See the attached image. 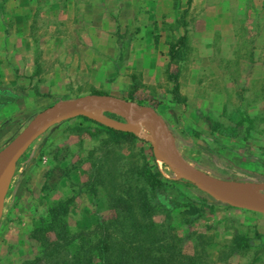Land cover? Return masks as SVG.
Listing matches in <instances>:
<instances>
[{
  "label": "rangeland",
  "instance_id": "obj_1",
  "mask_svg": "<svg viewBox=\"0 0 264 264\" xmlns=\"http://www.w3.org/2000/svg\"><path fill=\"white\" fill-rule=\"evenodd\" d=\"M68 5L32 0L26 19L4 21L7 42H25L31 67L0 68V149L55 102L107 94L153 109L194 167L264 197V0L107 1L98 13ZM170 46L178 53L172 59ZM172 75L183 104L173 101ZM100 115L124 122L113 112ZM129 133L134 138L109 142L93 120L75 116L29 144L3 199L0 264H45L36 259L40 241L31 234L32 220L53 202L68 200L71 231L110 224L120 208L109 205L108 192L144 186L135 167L146 174L153 166L163 182L158 189L144 186L158 211L153 220L172 224L182 253L196 264H264L263 214L226 205L176 178L153 157L144 125Z\"/></svg>",
  "mask_w": 264,
  "mask_h": 264
},
{
  "label": "trees",
  "instance_id": "obj_2",
  "mask_svg": "<svg viewBox=\"0 0 264 264\" xmlns=\"http://www.w3.org/2000/svg\"><path fill=\"white\" fill-rule=\"evenodd\" d=\"M179 41L183 42L184 38ZM177 54L175 46H170V59ZM170 80L173 101L183 104L185 98L178 94L176 76H170ZM203 120L210 128L213 126L211 120ZM95 124L105 131L109 142L134 138L129 132ZM135 169L144 186L151 190L162 186L160 173L154 166L151 171L147 169L146 174L142 167ZM144 186L124 190L126 193L121 195L108 192L109 205L120 208V215L111 219L110 224L97 223L90 231L69 229L66 221L68 200L50 204L44 216L32 220L31 234L40 241L41 258L36 259H43L45 264H196V258L181 252L172 224L153 220L158 211L148 199ZM48 233H52V241ZM60 250L67 254L62 259H54Z\"/></svg>",
  "mask_w": 264,
  "mask_h": 264
},
{
  "label": "water",
  "instance_id": "obj_3",
  "mask_svg": "<svg viewBox=\"0 0 264 264\" xmlns=\"http://www.w3.org/2000/svg\"><path fill=\"white\" fill-rule=\"evenodd\" d=\"M94 112L99 113L95 115ZM101 112H113L124 122L103 118ZM75 116H83L105 127L132 132L136 125L148 129L153 157L165 163L176 178L188 181L200 191L231 207L264 215V197L240 192L228 182L207 174L187 162L175 147L163 120L149 107H136L128 101L107 94H88L60 100L37 112L27 124L0 149V216L3 199L14 166L29 144L49 127Z\"/></svg>",
  "mask_w": 264,
  "mask_h": 264
},
{
  "label": "crops",
  "instance_id": "obj_4",
  "mask_svg": "<svg viewBox=\"0 0 264 264\" xmlns=\"http://www.w3.org/2000/svg\"><path fill=\"white\" fill-rule=\"evenodd\" d=\"M54 1L67 2L70 5V8L74 9V11H76L75 9L77 7L82 6L84 11L86 10L94 11L95 13L103 11L101 10V4L107 1L111 3H120V2L127 3V1H131L132 3L134 2L136 6L138 2L150 3V0H54ZM30 4H32V0H0V29H3L2 31H0V68H9L12 66L22 67V66H29L31 64V62L29 64L27 63L28 58L25 54V52L27 51L25 42L23 43L19 42V44L17 43L14 45L10 44V42H7L8 40L6 39L7 31L4 30L5 26L3 25L4 21L6 23V21H8L9 19H13L16 22L26 19L29 16L30 9H32L31 7H29ZM20 24L21 22L19 23V25ZM20 27L22 28V26ZM16 29L18 30H14V32L19 33L21 31V29L18 27H16ZM22 29H24V27ZM136 45L137 43L136 44L134 43L133 49H135ZM154 46H155V41L153 35L150 34V52H153L155 50ZM97 49L103 50L104 47L100 45L98 46ZM16 51H18V55H15ZM153 55L154 53L152 54V56ZM31 61L33 63L32 65H34V58ZM15 80L16 78L15 79L13 78L9 80V83H13ZM0 82H1V76H0Z\"/></svg>",
  "mask_w": 264,
  "mask_h": 264
},
{
  "label": "bare ground",
  "instance_id": "obj_5",
  "mask_svg": "<svg viewBox=\"0 0 264 264\" xmlns=\"http://www.w3.org/2000/svg\"><path fill=\"white\" fill-rule=\"evenodd\" d=\"M95 115H99V113H96L94 112ZM141 126V124H138L136 125V127L134 128V130H137V128ZM162 165V164H161ZM163 170V169H162ZM234 189L240 191V192H243V193H247V194H250V195H258L257 193H255L253 190L245 187V186H238V187H235Z\"/></svg>",
  "mask_w": 264,
  "mask_h": 264
}]
</instances>
